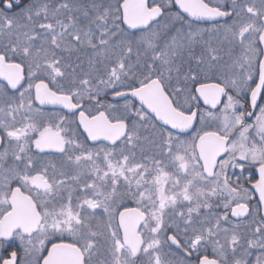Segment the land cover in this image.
<instances>
[{"label":"snow or ice","instance_id":"6c2138e0","mask_svg":"<svg viewBox=\"0 0 264 264\" xmlns=\"http://www.w3.org/2000/svg\"><path fill=\"white\" fill-rule=\"evenodd\" d=\"M0 264H264V0H0Z\"/></svg>","mask_w":264,"mask_h":264}]
</instances>
